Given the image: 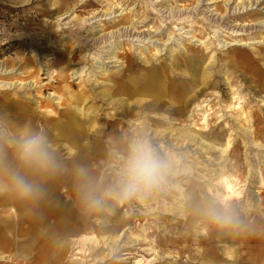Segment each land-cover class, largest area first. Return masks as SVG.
<instances>
[{"label":"rangeland","instance_id":"obj_1","mask_svg":"<svg viewBox=\"0 0 264 264\" xmlns=\"http://www.w3.org/2000/svg\"><path fill=\"white\" fill-rule=\"evenodd\" d=\"M10 1L0 0V20L5 24H14L7 26L6 30L11 35V41L5 43L4 38L1 39L4 44L0 45V81L25 85L36 82V85L23 90L15 83L10 89L0 91V95L9 100L24 97L25 104L35 107L36 111L41 110L36 106H41L42 110L52 108L58 113L65 112L64 105L58 103L68 92L64 94L63 87L59 89L60 84H73L69 90L77 92L80 86L93 83L94 95L98 96L104 88H111L113 93L116 86L106 81H118L122 68L127 64L123 57L129 53L140 75L146 73L142 67L155 60L156 65L164 67L167 75L173 70L172 64L178 72L186 57L200 54H193L196 51L207 54L206 61H199L201 66L218 59L213 64L214 77L203 87L206 95L197 100L196 96L190 98L187 113L151 114L150 117L156 119L165 117L164 123L144 133L146 129H142L139 122L145 115L133 117L138 110L134 109L132 117L124 123L122 133L116 137L114 133L119 131V123L111 120L116 116L107 118V124L105 121L106 115L113 114L117 105L107 107L105 101L103 104H91L86 100V111H91V106L102 108L98 112L102 120L97 119L93 124L95 128L84 134L89 137L88 143L80 146L84 139L79 140L71 145L72 151L60 143L48 144L61 167L54 171L56 175L50 173L46 178L57 187L60 197H82V201L85 192L93 190L100 193L114 183L120 159L129 143L133 139H147L152 129L172 127L188 131L191 126L202 142H218L224 149L223 152H207L202 143L201 150L198 146L195 149L194 145L173 152L160 141H148L160 153L175 161V171L179 173H173L164 186L146 197L119 202L107 199L108 206L104 211L87 209L84 234L87 237L95 234V238L91 242L82 239V244L74 246L71 252L74 263L264 264V66L247 63L240 57L250 52L254 56H264V30L249 28L264 20V0H27L15 3L16 6H12ZM50 1L54 5L50 6ZM109 6L113 10H109ZM245 6H248L247 11L242 9ZM109 11L111 14L104 16ZM2 12H6L5 15ZM16 18L17 23H14ZM221 19H225L224 22ZM129 24L137 27L133 31L143 32V43L121 41L122 37H117V33ZM234 32L244 36L234 37ZM23 33L26 34L17 37ZM95 37L102 40L95 46L89 42L85 45L86 40ZM230 43L249 45H232L226 49L219 47ZM88 53L90 57L97 54L96 58L101 59L95 65L110 59L117 61L105 64L107 69L104 67L103 71L93 68L96 72L89 78L70 75L72 70L87 68L80 57ZM58 56L66 60L64 82L57 81ZM234 56L239 59L240 66L233 67L232 63L223 70V66ZM71 62L78 64L72 65ZM217 79L218 86L214 83ZM178 80L170 81L173 84L169 85L175 86ZM239 109L241 112L238 115L234 111ZM121 113L118 109L117 114ZM46 114L38 112L41 116ZM41 123V120L34 122L33 130L38 134H41ZM109 125L115 127L110 128ZM3 127L0 124V129ZM46 136L50 135L46 132ZM216 136H220L221 140H214ZM0 141H3L2 134ZM225 142L227 145L223 147ZM13 145L5 144L2 149L5 159L15 165ZM81 169L85 170V176L76 172V176H72L71 170ZM216 173L232 184L233 192H229L227 198L222 197L226 192L221 179L217 181ZM81 191H84L83 195ZM213 200L230 202L246 227L224 231L210 225L197 208ZM74 211L78 213L76 205ZM125 217L128 220L123 221ZM19 240V237L15 238V242ZM1 252L0 264H17L16 260L20 259L13 249L4 248Z\"/></svg>","mask_w":264,"mask_h":264},{"label":"bare ground","instance_id":"obj_2","mask_svg":"<svg viewBox=\"0 0 264 264\" xmlns=\"http://www.w3.org/2000/svg\"><path fill=\"white\" fill-rule=\"evenodd\" d=\"M80 1H85V0H80ZM26 4H28V3H26ZM49 5L52 6L54 4H52L50 2ZM49 8L51 9V7H49ZM247 8H248V6H245L242 9L247 11ZM52 9H54V8H52ZM110 9H112L111 6H109V10ZM250 9H251V7H250ZM23 11L26 13L31 12L30 10H23ZM0 13H1V11H0ZM2 13H3V15H5L6 12H2ZM66 14H68V11ZM71 14L72 13H69V15H71ZM110 14L111 13L109 11L104 16L110 15ZM17 20H18V18H16L14 20V23H17ZM221 20H222L221 22H224L225 19H221ZM81 21H83V19H81ZM160 21L162 22V20H160ZM83 23H84V21H83ZM170 23H171V21H170ZM9 25H14V24H12V23L5 24L4 21L1 20V22H0V43H1V39H3V38H4L5 43H7V41L8 42L11 41V37H10L11 35L6 33L7 26H9ZM165 27H166V25H165ZM133 28H137V27L134 26V24H129L128 26L122 28L121 29L122 31H119L117 33V37H119V38L122 37L121 41H130L133 43H143V32H137L136 30L133 31ZM249 28L251 30L256 29L257 31L264 30V20L257 22V24H255L254 26L249 27ZM176 30H178V29H176ZM232 33H233V31H232ZM234 33L235 34H232V35H234V37L244 36L243 33L242 34L236 33V32H234ZM24 34H26V33L18 34L17 37L20 38ZM3 36H5V37H3ZM125 37H126V39H125ZM18 38H16V39H18ZM95 38H92L90 40H86L85 45H88L87 42H89V43H91L92 46L93 45L95 46V44L97 45L102 40L101 39L99 41L98 38H96V39ZM112 39H110V40H112ZM12 41H14V39ZM105 41H104V43H105ZM108 42H110V41H107V43ZM110 43H109V45H110ZM2 44H4V43H1L0 45H2ZM8 44H10V43H8ZM232 45H239V46L245 45L246 46L249 44H247V43H230V44L221 45L219 47L223 48V49L225 47V49H226ZM107 50H109V49H107ZM196 52L197 53H193V54H198V52H200V54L198 56H194V55L191 56L190 55V56L186 57L182 61V66H180V68L178 69V72L175 71L174 64H172L171 66H172L173 70L171 72H169L168 75L166 74V71H165L164 67L161 66V64L156 65V60L153 61L150 65L148 64V65L142 67L143 71L146 73L140 75V71L137 72V69L134 67L135 64L133 63L132 59H130L132 56H130V53H129L128 55L123 57L124 59H126L125 61L127 62V64L125 63L126 65L122 68L121 73H120L121 76H120V78L119 77L117 78L118 81L111 82L110 79H108L106 81L107 83L109 81V83L116 86V91H114L113 93H111V91H110L111 88H109V89L104 88V89L99 91L98 96L94 95V93H93L94 90H93V87L91 86L93 83H91V84L89 83V85L85 84V86H80L79 87L80 89L77 92H72L71 90H69V89L73 88V86H74L73 84H70V85H67V84L61 85L60 84L59 89H61L63 87V89H61V90H63L64 94L68 92L67 96L63 97L61 102H59V103L57 102L59 105H62V104L64 105L65 112H62V113H58V112H56L57 109L55 110L52 108H45L42 110L41 106H36V108L41 109V110L36 111L35 107L32 108L31 106L25 104L26 99L24 97H22V98L19 97V99H15V100H9V99H5V98L1 97V95H0V124H2L4 126L3 129H0V134H2V136H3V141L2 142L0 141V158L5 159V155H4L5 151L2 149V146H5V144L6 145L15 144L21 137L26 136L28 134H31V132L36 133L33 130L34 129V122L39 121V120H41V122H42L39 125V127L41 128L40 133L43 134L44 137H45L46 132L48 133V135H50L49 137H47V136L45 137L49 145H52V144L56 145V144L60 143L61 145L65 146L67 149L71 150L70 148L72 147L71 145H73V143H76L77 141L84 139L82 142H80V146H85V144L88 143L87 140L89 137L86 138L84 134L89 132V130L95 128L93 126V124L96 123L97 119H100L99 118L100 116H98L99 115L98 112L102 109V108L99 109V107L94 108V106H91V109H90L91 111H86L84 108V106L86 105V103H85L86 100H89V102H91V104H97V103L103 104V101H105L107 107L108 106L114 107V105H117V107L115 108V112L113 114L108 113V116L106 114H104V115H106L105 124H107V118H115V116H116L115 119H111L113 122L119 123V126H118L119 131L114 133V135H116V137H118L117 135H120L119 133H122V130L124 128V123L128 119H130L132 116L135 117V116L145 115V117L143 118L141 123L139 122V124L142 125V129H144V128L146 129L144 133H147V129H150L151 127H157V125L161 126V123H164L163 119L165 117L164 118L160 117V118L156 119V118L150 117L151 114L159 116L160 114L161 115H163V114L183 115L184 113H187V111L189 109V105L191 104V102L189 101L190 98L196 96L195 100H197L198 98H200V97L202 98L204 95H206L203 87L205 86V84L207 82H208V84H209V82H211L209 79L214 77L213 70H212L213 64L218 62V59H216V60L211 61V62L208 61L209 62L208 64H204V66H201L202 64L199 61H206L205 57L207 54L204 51H196ZM89 54L90 53L80 57V61L86 62L85 65H87V68L82 67V68H77L75 70H72L70 72V75L75 76V77L89 78V77L93 76V73L95 74V72H96L95 70L93 71V68H97L98 70L103 71L104 67L106 66L105 64H111V63H114L117 61V59H114L111 61L110 58H107L110 60L106 61V62H101L100 65H95V64L99 63L98 62L99 58H96L97 54L93 55L91 57ZM158 54H160V50L158 51ZM103 55H102V57H103ZM193 57H195L196 60ZM240 57L245 59V61L247 63H251V64H260L261 63V65L264 66V56L261 57L258 54L256 56H254L252 54V52H250V54L247 53L246 55H241ZM232 58L233 59H230L223 66V70L230 67L232 63H233L232 64L233 67L240 66L238 64L239 59L237 60V58H235V56ZM69 59H72V57L69 56ZM191 59H193V60H191ZM72 61H74V60H72ZM65 62H66V60L64 59L63 56H58L56 58V65L58 66L57 71L59 72V79H57V81H59V82H64V78L66 79L67 70H66V68H63ZM89 62H91V64H88ZM173 62L176 63L175 60H173ZM70 64L77 65L78 63L77 62H71ZM109 67H113V66H109ZM1 69H3V68H1ZM105 69H107V67H105ZM4 70H6V69H4ZM138 75H140V76H138ZM176 78L179 79L178 83L175 86L169 85V84H173V83H170V81L172 82ZM218 81H219V79H217L214 82L216 86H218V84H219ZM15 83H17V85H21L23 90L26 89V87L31 88V86L33 84L36 85V82L32 83L31 85H29V84L25 85V83L21 84V82L10 83V82H5V81H0V91L10 89L11 88L10 86H12V84L14 85ZM199 85H201L200 88H199ZM76 86L78 87V85H76ZM172 90H178V92L172 91ZM171 91H172V93H171ZM181 91L182 92L185 91V93L184 94L180 93ZM40 93H42V91ZM116 93H117V95H116ZM84 95H89V96L83 98ZM60 96H63V95H60ZM89 102H87V103H89ZM243 104L245 105V103H243ZM43 106H46V105H43ZM88 109L89 108H87V110ZM118 109H120L122 111L121 114H117ZM134 109H138V110L133 113ZM38 112H45V113H47L46 114L47 116L38 115ZM234 112L239 115L241 111L239 109L237 111L235 110ZM132 113H133V115H132ZM35 118H36V120H35ZM100 120H102V119H100ZM150 122H151V124H150ZM89 123H92V125ZM109 127L112 128L115 126L109 125ZM188 128H190V129H188V131L185 128L181 129V130L180 129L175 130V128H172V127L171 128H169V127L168 128H162V129L155 128V129H152L151 131L149 130L150 133L148 132L149 134L147 136V139H145V140H147V141H150V140L160 141L162 144L169 147L171 149V151H173V152H175L176 150H179V149H189L191 146H194V145H195V149L198 146L201 150L200 146L203 144H205L204 147H205V151L208 150L207 152L215 151V150H218L220 152L224 151V149L221 148L219 144H217L218 142L215 144L205 142V141L202 142V138L199 135L193 133L192 127L189 126ZM126 131L127 130H125V132ZM243 131L247 132L248 130L243 129ZM93 136L94 135H92L91 137L93 138ZM93 139H96V138H93ZM124 139H123V141H124ZM214 140L219 141V140H221V137L216 136ZM116 141L118 142L117 139H116ZM172 142H175V143H172ZM167 143H170V144H167ZM94 144H97V143H94ZM226 145H227V142H225L223 144V147H225ZM2 150H3V153H2ZM56 151H58V150H56ZM57 157H59L58 153H57ZM57 171L58 170H55V172H57ZM75 172L79 174L78 170H75V171L71 170V173L73 174L72 176H76ZM52 173H54V171ZM174 173H179V171L178 172L174 171ZM26 175L27 176H33L31 173H26ZM174 176H176V175H174ZM35 177H39V178H41V180H43L46 177V175L35 176ZM216 177H217L216 178L217 181H218V179H221L222 184L221 183L220 184L223 185V189L226 192L225 194H222V197H224V198L229 197L228 196L229 192H231V191L233 192L232 184H230L227 181V179L225 177H223L220 173H218V174L216 173ZM88 189H90V185H88ZM41 190L43 191V188H41ZM178 209H179V207H178ZM126 220H128L127 217H125V219L123 221H126ZM94 235L89 236V237L85 236L84 237L85 241L91 242L95 238ZM117 238H119V236Z\"/></svg>","mask_w":264,"mask_h":264},{"label":"clouds","instance_id":"obj_3","mask_svg":"<svg viewBox=\"0 0 264 264\" xmlns=\"http://www.w3.org/2000/svg\"><path fill=\"white\" fill-rule=\"evenodd\" d=\"M15 165L0 158V188L12 187L24 199L38 197L42 190L26 173L43 176L61 167L50 151L46 138L38 133L21 137L13 145ZM175 161L144 139H133L121 157L114 183L103 192L89 190L84 193L87 209L104 211L107 199L117 202L146 197L164 186L173 175ZM79 175H86L81 169ZM205 220L224 231L246 227L239 212L228 201H209L197 208Z\"/></svg>","mask_w":264,"mask_h":264},{"label":"crops","instance_id":"obj_4","mask_svg":"<svg viewBox=\"0 0 264 264\" xmlns=\"http://www.w3.org/2000/svg\"><path fill=\"white\" fill-rule=\"evenodd\" d=\"M19 2L27 0L9 3L16 6L14 4ZM28 178L43 188L38 197L24 199L10 186L0 188V253L4 248L13 249L20 258L17 264L21 261L24 264H75L71 252L86 236L83 232L87 212L84 199L60 197L49 178ZM68 191L75 192L74 189ZM83 193L81 191V195ZM18 237L19 242H15Z\"/></svg>","mask_w":264,"mask_h":264},{"label":"built area","instance_id":"obj_5","mask_svg":"<svg viewBox=\"0 0 264 264\" xmlns=\"http://www.w3.org/2000/svg\"><path fill=\"white\" fill-rule=\"evenodd\" d=\"M0 22H1V20H0Z\"/></svg>","mask_w":264,"mask_h":264}]
</instances>
